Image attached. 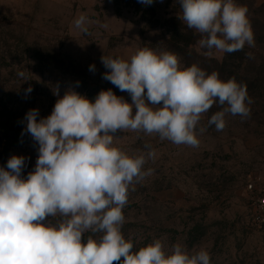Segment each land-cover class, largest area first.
Masks as SVG:
<instances>
[{"label":"rangeland","instance_id":"1","mask_svg":"<svg viewBox=\"0 0 264 264\" xmlns=\"http://www.w3.org/2000/svg\"><path fill=\"white\" fill-rule=\"evenodd\" d=\"M235 3L248 9L255 46L206 55L202 35L183 21L179 0H153V17L121 2L116 14L113 0H0V167L17 155L26 158L22 176L33 171L38 145L29 134L21 135L24 117L30 109L39 110L38 119L50 115L56 86L61 97L72 87L94 101L101 90L111 89L132 102L102 78L109 71L103 55L130 61L144 48L174 53L181 68L196 64L224 81L246 84L250 116L227 115L226 127L217 131L207 125L222 110L214 103L197 126L198 147L161 140L155 133L118 131L114 146L129 155L147 152L146 145L155 151L144 166L152 174L129 192L122 234L135 250L161 239L166 252L175 243L189 252L207 250L212 264H264V240L251 220L246 190L251 177L264 174V0ZM82 14L89 21L87 33L74 24ZM176 31L179 43L187 45L177 51L165 42L174 40ZM21 71L24 77L18 76ZM202 126L206 131L200 133ZM49 219L56 224L60 217ZM90 234H84L85 241Z\"/></svg>","mask_w":264,"mask_h":264},{"label":"clouds","instance_id":"2","mask_svg":"<svg viewBox=\"0 0 264 264\" xmlns=\"http://www.w3.org/2000/svg\"><path fill=\"white\" fill-rule=\"evenodd\" d=\"M138 2L151 5L153 0ZM179 2L184 23L202 35L199 44L206 55L255 46L248 9L235 0ZM88 22L82 14L74 24L87 33ZM101 62L109 70L102 78L127 92L132 102L111 89L101 90L94 101L72 87L61 97L56 86L50 115L38 119V109L26 113L21 135L32 137L38 156L26 178L24 156L13 155L0 167V264H212L204 249L189 252L175 243L166 252L162 240L155 239L135 250L125 239L122 210L129 192L152 174L144 166L155 151L146 145L147 152L129 155L113 141L118 131L132 130L198 147L197 126L214 103L222 110L207 125L217 131L226 127L227 115L250 116L247 85L235 78L224 81L196 64L181 68L177 55L168 51L144 48L130 61L103 55ZM89 70L94 72L95 65ZM31 91L29 86L25 94ZM53 217H60L56 224ZM85 233H91L86 241Z\"/></svg>","mask_w":264,"mask_h":264},{"label":"built area","instance_id":"3","mask_svg":"<svg viewBox=\"0 0 264 264\" xmlns=\"http://www.w3.org/2000/svg\"><path fill=\"white\" fill-rule=\"evenodd\" d=\"M250 195V217L264 240V174L251 177L246 184Z\"/></svg>","mask_w":264,"mask_h":264},{"label":"trees","instance_id":"4","mask_svg":"<svg viewBox=\"0 0 264 264\" xmlns=\"http://www.w3.org/2000/svg\"><path fill=\"white\" fill-rule=\"evenodd\" d=\"M120 2L123 3V4H127V5H129V4L133 5L134 4L137 7L138 10H141L140 12H141L142 15H146L147 13H149L148 16L149 17H153L154 11H153L152 7L150 5L141 4V3L138 2V0H113L116 14H119V11H120L119 3ZM153 21L154 22H158L156 19L153 20ZM177 33H179V32H177V31L173 32L172 35H171L172 37H174V40L167 39L165 41L169 46L172 47V50H176V51L178 49H180V48H183V47L186 48V46H187V45H182L181 43H179V39L177 37Z\"/></svg>","mask_w":264,"mask_h":264},{"label":"bare ground","instance_id":"5","mask_svg":"<svg viewBox=\"0 0 264 264\" xmlns=\"http://www.w3.org/2000/svg\"><path fill=\"white\" fill-rule=\"evenodd\" d=\"M2 140V138L0 137V141Z\"/></svg>","mask_w":264,"mask_h":264},{"label":"water","instance_id":"6","mask_svg":"<svg viewBox=\"0 0 264 264\" xmlns=\"http://www.w3.org/2000/svg\"><path fill=\"white\" fill-rule=\"evenodd\" d=\"M17 126H20V124H18ZM17 126H16V127H17Z\"/></svg>","mask_w":264,"mask_h":264}]
</instances>
